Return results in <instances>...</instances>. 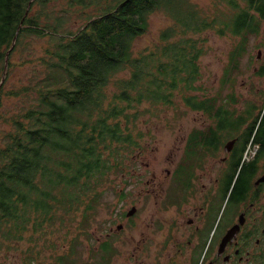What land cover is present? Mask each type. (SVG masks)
<instances>
[{
  "label": "trees",
  "instance_id": "obj_1",
  "mask_svg": "<svg viewBox=\"0 0 264 264\" xmlns=\"http://www.w3.org/2000/svg\"><path fill=\"white\" fill-rule=\"evenodd\" d=\"M212 3L206 11L193 0H0V85L16 54L27 51L34 64L20 87L0 90V254L29 241L32 263L49 229L95 216L106 184L131 175L127 160L145 149L140 118L181 103L202 112L207 32L240 39L225 67L240 71L262 33L264 0ZM156 14L170 25L137 54ZM34 38L44 44L33 57ZM257 69L264 73V62ZM4 95L18 100L15 109L4 111ZM115 253L93 256L110 264Z\"/></svg>",
  "mask_w": 264,
  "mask_h": 264
},
{
  "label": "flooded vegetation",
  "instance_id": "obj_2",
  "mask_svg": "<svg viewBox=\"0 0 264 264\" xmlns=\"http://www.w3.org/2000/svg\"><path fill=\"white\" fill-rule=\"evenodd\" d=\"M250 72L218 73L202 118L152 177L145 167L137 205L92 252L112 248L123 264H264V73Z\"/></svg>",
  "mask_w": 264,
  "mask_h": 264
},
{
  "label": "rangeland",
  "instance_id": "obj_3",
  "mask_svg": "<svg viewBox=\"0 0 264 264\" xmlns=\"http://www.w3.org/2000/svg\"><path fill=\"white\" fill-rule=\"evenodd\" d=\"M193 1L206 11L213 6L212 0ZM150 24L149 32L135 43L137 54L153 46L161 30L168 27L170 21L164 15L156 14L151 17ZM206 36L208 38L206 44L207 54L201 59L202 79L199 81L202 88L204 87L200 93L201 95H203V92L207 93L212 87L218 86L216 81L218 73L224 70L225 65L227 66L233 46L240 43V39L220 37L212 31L207 32ZM43 42L44 40L38 38H34L33 42H30V47L33 48V57L40 54ZM259 52L261 58L258 60ZM27 53L25 51L23 54L18 53L14 56V60L18 65L12 70L9 80H4V92L12 88H18L28 80L30 75L28 68L31 69L34 64L28 63L31 57ZM24 62L28 64L26 67L22 65ZM263 62L264 27L259 37L251 39L240 71L251 74L250 71L257 70ZM240 79L248 83L247 79L251 80L252 77L245 75L241 76ZM256 86L259 87V85ZM2 100H4L5 112H7V109H15L18 104V100L10 98L9 95L2 96ZM193 118H202L201 112L188 110L184 103L179 105L178 110L173 109L163 112L159 118L151 113H148L145 118H140L137 124L138 129L145 134L141 140V144L145 146V149L138 150L127 160V170L131 172V175H113V181L106 184L111 190L107 189L105 191L104 199L97 210V214L89 220H84L79 214L73 217L74 220L68 219L64 226L58 223L52 233L49 229V234L41 237L34 244V250L39 251L41 254L33 253L36 260L32 263L27 262L29 247L32 246V243L27 241L21 243L15 251L8 254L1 253L0 264H104L101 258L93 256L92 252L98 246V239H104L111 226L116 229V225L120 224L122 220L121 216L130 210L133 205H137L140 174L145 172V167L148 165V175L152 177L156 166L162 165L158 164V160L163 155L162 153L165 152L168 155L177 135L187 134V129L193 125V122H190ZM113 188L117 192L123 190L119 192V195L123 194V200H120L118 194L112 190ZM52 227H55V225ZM119 248L121 250V244H119ZM110 264H123L122 253L116 251Z\"/></svg>",
  "mask_w": 264,
  "mask_h": 264
},
{
  "label": "water",
  "instance_id": "obj_4",
  "mask_svg": "<svg viewBox=\"0 0 264 264\" xmlns=\"http://www.w3.org/2000/svg\"><path fill=\"white\" fill-rule=\"evenodd\" d=\"M259 54H260V52H259ZM3 82H4V78H3L2 82H1L0 90H1V86H2ZM135 212H136V211H135V208H134L133 210H131V211L129 212L128 216H132V215H134Z\"/></svg>",
  "mask_w": 264,
  "mask_h": 264
}]
</instances>
